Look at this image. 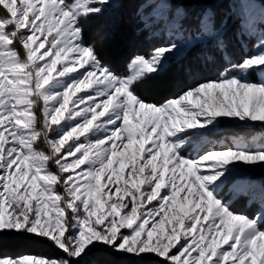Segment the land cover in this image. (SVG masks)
Listing matches in <instances>:
<instances>
[{"label":"snow or ice","instance_id":"1","mask_svg":"<svg viewBox=\"0 0 264 264\" xmlns=\"http://www.w3.org/2000/svg\"><path fill=\"white\" fill-rule=\"evenodd\" d=\"M129 4L123 74L85 32ZM257 174L264 0H0V264H264Z\"/></svg>","mask_w":264,"mask_h":264},{"label":"rangeland","instance_id":"2","mask_svg":"<svg viewBox=\"0 0 264 264\" xmlns=\"http://www.w3.org/2000/svg\"><path fill=\"white\" fill-rule=\"evenodd\" d=\"M126 7H127L126 9L121 10V15H123V17L122 16L119 17L120 21L116 20L122 23L121 26H118V24L115 21H111L110 19L111 13H110V14H106L104 17L91 20L92 25L90 24L89 27H99V28L113 27V26L114 27H117V26L118 27H132L131 16H129V14L131 13V11H133L130 8H134V5L129 4V5H126ZM222 7H227V5H223ZM120 29H118L119 36L115 35L114 37H111L113 36L112 30L109 29V32H105L107 33V35L102 34L100 35V37H98L99 40L103 37V44L107 43L111 45L110 46L111 51L110 49L106 48L107 50L105 52H101V51L100 52L103 58L111 61L113 64L118 63L119 57H121L123 53L127 51L128 49H130V47H132L133 45L132 29H129V31L123 28H120ZM93 32L95 33V31ZM127 71L128 70L125 69L124 72H119V73L126 74ZM174 72H175V67L172 70H170L169 74H166L164 77H161L159 80L154 81L152 83V86H150L148 89L142 92V95L151 99L153 102H160L164 97H174L178 95L179 89L170 82L171 80L178 78L173 75ZM254 178L259 180V179H264V176L257 174ZM46 246L48 247V249L43 246L36 247L33 245H29V244L14 245V246H10L8 248V251L12 252L13 254L28 253V254H35L38 256L52 257V258H55L59 254L58 250L54 249L50 245L46 244Z\"/></svg>","mask_w":264,"mask_h":264},{"label":"trees","instance_id":"3","mask_svg":"<svg viewBox=\"0 0 264 264\" xmlns=\"http://www.w3.org/2000/svg\"><path fill=\"white\" fill-rule=\"evenodd\" d=\"M126 8L127 7L125 6L124 9H126ZM130 9L133 10V8H130ZM131 13H132V11H131ZM131 13L129 14V16H131ZM110 15H111L110 16L111 21H115L118 24V26H121L122 25L121 22H118V21H120L119 20L120 19L119 17L120 16L123 17V15H121V10L114 11ZM116 20H118V21H116ZM90 24L92 25L91 21H89V23H88V25L86 27V32H85V38H86V40H87L88 43H92L94 41H99L98 37H100V35L103 34V33L105 35V32H109V29L112 30V35L113 36H111V37H114L115 35H118L119 36L118 29H120V28H123V29H125L127 31H129V29H132V32H133V28L132 27H118V26L117 27H114L113 26V27H101V28H99V27H89ZM93 31H95V33ZM132 39H133V45H132V47H130V49H128L127 51H125L123 53V55L121 57H119L118 63L113 64L111 61H109V60L103 58V56H101V58L105 61V63L109 64L118 73L119 72H124V70L126 69V62H127L128 58H129V56L131 55V53L133 52V50L137 47V45L139 43V42L135 41L136 38L134 37V34H133ZM98 46H99V44H98ZM110 46L111 45L105 43L102 46L98 47L97 50L99 52L100 51L101 52H105L107 50L106 48L110 49ZM144 46H146V45H144ZM110 51H111V49H110ZM101 52H100V54H101ZM259 180H261V179H259ZM29 245H33V246H36V247L43 246V247H45V248L48 249V247L46 246V244H42V243H29Z\"/></svg>","mask_w":264,"mask_h":264},{"label":"bare ground","instance_id":"4","mask_svg":"<svg viewBox=\"0 0 264 264\" xmlns=\"http://www.w3.org/2000/svg\"><path fill=\"white\" fill-rule=\"evenodd\" d=\"M104 34V33H103ZM102 35V34H101ZM121 60V59H120ZM116 61V60H115ZM147 93V92H146ZM19 247H21V246H19Z\"/></svg>","mask_w":264,"mask_h":264}]
</instances>
